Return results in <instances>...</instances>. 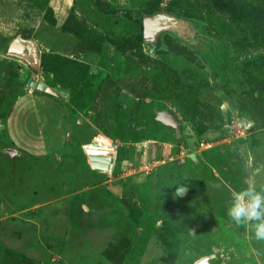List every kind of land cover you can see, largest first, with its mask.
<instances>
[{"label": "rangeland", "instance_id": "374dc122", "mask_svg": "<svg viewBox=\"0 0 264 264\" xmlns=\"http://www.w3.org/2000/svg\"><path fill=\"white\" fill-rule=\"evenodd\" d=\"M29 77L71 121L42 157L6 130ZM249 179L264 185V0H0V264H264L227 216Z\"/></svg>", "mask_w": 264, "mask_h": 264}, {"label": "crops", "instance_id": "0c3cea01", "mask_svg": "<svg viewBox=\"0 0 264 264\" xmlns=\"http://www.w3.org/2000/svg\"><path fill=\"white\" fill-rule=\"evenodd\" d=\"M60 38L63 45L65 40L72 42L68 36ZM70 127L68 107L50 87L45 90L33 87L20 93L6 118V130L13 146L36 157L62 148L70 135Z\"/></svg>", "mask_w": 264, "mask_h": 264}, {"label": "clouds", "instance_id": "9594fccd", "mask_svg": "<svg viewBox=\"0 0 264 264\" xmlns=\"http://www.w3.org/2000/svg\"><path fill=\"white\" fill-rule=\"evenodd\" d=\"M187 188L180 187L175 196L182 197ZM227 216L237 226H246L256 240L264 241V185L259 188L251 179L247 187L231 192V200L227 207Z\"/></svg>", "mask_w": 264, "mask_h": 264}, {"label": "water", "instance_id": "95a60500", "mask_svg": "<svg viewBox=\"0 0 264 264\" xmlns=\"http://www.w3.org/2000/svg\"><path fill=\"white\" fill-rule=\"evenodd\" d=\"M30 50V47L26 46L25 43L21 41L19 37H16L9 44L8 50L10 52L20 53L22 55L25 54V50ZM27 86L29 87H37L38 89H45V85L42 82H36L32 77H29L27 80ZM99 148H106L104 146H100ZM90 151V150H89ZM89 159L91 160V164L96 167H101L104 169H113L114 168V159L111 156H108L104 153H92L90 152ZM203 261V260H202ZM200 264V263H197Z\"/></svg>", "mask_w": 264, "mask_h": 264}, {"label": "bare ground", "instance_id": "6f19581e", "mask_svg": "<svg viewBox=\"0 0 264 264\" xmlns=\"http://www.w3.org/2000/svg\"><path fill=\"white\" fill-rule=\"evenodd\" d=\"M93 145H94V144H93ZM90 152L93 153V152H94V149H91V148H90ZM197 263H200V264H206V263H205L204 261H202V260L197 261L196 264H197Z\"/></svg>", "mask_w": 264, "mask_h": 264}]
</instances>
